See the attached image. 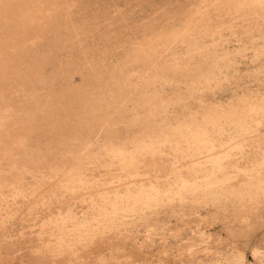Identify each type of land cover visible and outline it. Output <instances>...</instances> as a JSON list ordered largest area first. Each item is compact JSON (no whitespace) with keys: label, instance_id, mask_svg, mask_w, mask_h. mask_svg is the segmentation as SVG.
<instances>
[{"label":"rangeland","instance_id":"rangeland-1","mask_svg":"<svg viewBox=\"0 0 264 264\" xmlns=\"http://www.w3.org/2000/svg\"><path fill=\"white\" fill-rule=\"evenodd\" d=\"M0 5V264H264V0Z\"/></svg>","mask_w":264,"mask_h":264},{"label":"bare ground","instance_id":"bare-ground-1","mask_svg":"<svg viewBox=\"0 0 264 264\" xmlns=\"http://www.w3.org/2000/svg\"><path fill=\"white\" fill-rule=\"evenodd\" d=\"M236 1H238V0H236ZM242 1V0H241ZM261 1V0H260ZM250 2V1H249ZM253 2V1H252ZM240 3V2H239ZM247 3H248V1H247ZM259 3V2H258ZM258 3H256V4H258ZM260 3H262V2H260ZM253 4V3H252ZM55 5H56V3H55ZM229 5V4H228ZM239 5V4H238ZM0 6H2V5H0ZM64 6V5H63ZM247 6V5H246ZM254 6V5H253ZM66 8V7H65ZM235 12V11H234ZM54 13V12H53ZM41 21V20H40ZM46 21V20H45ZM40 26V25H39ZM38 28V27H37ZM108 99V98H107ZM139 124V123H138ZM142 125V124H141ZM147 125V124H146ZM151 125V124H150ZM108 131V130H107ZM82 138V137H81ZM79 139V138H78ZM254 150V149H253ZM258 150V149H257ZM59 154V153H58ZM166 168V167H165ZM261 184V183H260ZM257 190H258V188H256ZM262 198V197H261ZM261 198L260 199H258V200H260L261 201ZM248 199V198H247ZM246 199V200H247ZM263 199V198H262ZM249 202L251 201V200H248ZM247 201V202H248ZM252 201H255L254 199L252 200ZM256 202V201H255ZM259 201H257V203H258ZM260 204V203H259ZM257 205V204H256ZM264 205V204H263ZM262 205V206H263ZM249 206V205H248ZM254 206H255V204H254ZM262 206H260V207H262ZM253 207V206H252ZM251 207V208H252ZM249 208V207H248ZM258 208V207H257ZM263 215V214H262ZM264 216V215H263ZM261 217V216H260ZM251 221V220H250ZM255 222V221H254ZM255 229V228H254Z\"/></svg>","mask_w":264,"mask_h":264}]
</instances>
